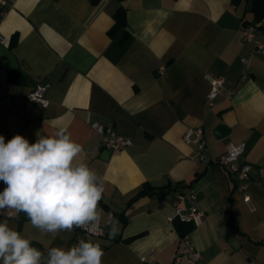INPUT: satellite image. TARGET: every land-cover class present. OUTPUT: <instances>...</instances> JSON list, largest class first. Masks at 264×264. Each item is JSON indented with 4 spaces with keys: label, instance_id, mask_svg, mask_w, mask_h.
I'll return each instance as SVG.
<instances>
[{
    "label": "crops",
    "instance_id": "1",
    "mask_svg": "<svg viewBox=\"0 0 264 264\" xmlns=\"http://www.w3.org/2000/svg\"><path fill=\"white\" fill-rule=\"evenodd\" d=\"M7 1L0 131L5 142L19 134L31 144L37 133L66 128L82 145L74 163H86L104 183V234L83 239L100 243L102 264H172L183 237L203 264L264 263V52L255 46L264 44V0ZM121 9L124 23L116 21ZM243 25L255 27L254 41L243 39ZM207 75L223 80L211 105ZM38 84L49 85V105L24 108ZM91 122L111 126L131 145L104 148ZM220 124L228 132L216 138ZM198 126L208 163L196 160V146L183 139ZM241 142L254 209L236 177L213 161L226 144ZM4 187L0 181V192ZM188 194L205 219L186 227L168 216L176 205H191ZM7 211L0 209V223L41 251V264L51 248L67 251L82 237L76 226L44 233L26 213ZM179 264L192 263L182 256Z\"/></svg>",
    "mask_w": 264,
    "mask_h": 264
},
{
    "label": "clouds",
    "instance_id": "2",
    "mask_svg": "<svg viewBox=\"0 0 264 264\" xmlns=\"http://www.w3.org/2000/svg\"><path fill=\"white\" fill-rule=\"evenodd\" d=\"M37 136L30 144L19 134L7 142L0 135V181L6 185L0 192V209H8V217L24 212L34 227L54 235L99 221L104 183L86 163H74L82 145L66 128ZM48 256L46 264H102L104 252L99 242L81 239L67 251L51 248ZM41 257V251L7 221L0 223L3 264H41Z\"/></svg>",
    "mask_w": 264,
    "mask_h": 264
},
{
    "label": "built area",
    "instance_id": "3",
    "mask_svg": "<svg viewBox=\"0 0 264 264\" xmlns=\"http://www.w3.org/2000/svg\"><path fill=\"white\" fill-rule=\"evenodd\" d=\"M9 2L7 0H0V20L5 13V7H7ZM240 33L244 40L254 41L255 27L253 25H243L240 27ZM7 38L0 32V44H5ZM256 50L264 52V44L255 42ZM243 63L245 59H242ZM206 79L210 84V90L207 94L208 103L213 104L214 99L221 93L223 88V80L215 78L213 76L207 75ZM49 89L48 84H38L32 90H30L24 100V108H30L33 105H38L41 107H47L50 103L47 92ZM230 95V92H229ZM89 121V117H88ZM93 132L98 133L102 137V145L104 148L118 150L131 145V140L129 137L117 134L111 126L103 125L98 122L90 123ZM0 135H5L0 131ZM183 139L187 143L194 144L197 148V152L194 158L202 162H210L211 159L207 158L205 155L206 151V140L204 137V131L201 126L189 127L185 130ZM244 151V143H228L225 146V152L221 154L218 158L213 161L221 163L226 166L231 174H233L237 179L236 187L239 191L243 193V200L250 209H254V205L251 201L250 196L247 194L248 187V173L250 171L251 165L246 161H241L240 157ZM185 196L182 194H177V200L183 199ZM186 197L191 201V205L188 207H183L176 205L175 211L172 215L168 216L170 220H178L184 223L198 225L202 223L205 219V212L200 210L195 205V195L188 194ZM82 237L79 239H84L86 236H101L104 234L102 224L100 221H93L86 224L83 228L78 227ZM79 242V241H78ZM78 244V243H77ZM76 244V245H77ZM186 256L192 264H203L201 260V253L197 251L188 238H182V247L177 251L175 259L172 264H179L180 258ZM150 264H157L156 262H151ZM249 264H264L257 260H250Z\"/></svg>",
    "mask_w": 264,
    "mask_h": 264
},
{
    "label": "water",
    "instance_id": "4",
    "mask_svg": "<svg viewBox=\"0 0 264 264\" xmlns=\"http://www.w3.org/2000/svg\"><path fill=\"white\" fill-rule=\"evenodd\" d=\"M249 4H251V1H249ZM228 132V128L222 124L217 125L214 128V135L216 138H222L224 135H226ZM103 149V147H101ZM103 153H106V150H102Z\"/></svg>",
    "mask_w": 264,
    "mask_h": 264
},
{
    "label": "trees",
    "instance_id": "5",
    "mask_svg": "<svg viewBox=\"0 0 264 264\" xmlns=\"http://www.w3.org/2000/svg\"><path fill=\"white\" fill-rule=\"evenodd\" d=\"M260 5H264V2H262ZM260 10H261V11H264V6H262V7L260 8ZM124 13H125V11H124L123 9H121V10L118 12V14L116 15V21L124 23ZM116 23H117V22H116ZM141 193H143V191H141L139 194H141ZM139 194H138V195H139ZM174 221H175V220H174ZM177 222H180L181 224H184L186 227H187V226H193L192 224L184 223V222H181V221H178V220H177Z\"/></svg>",
    "mask_w": 264,
    "mask_h": 264
}]
</instances>
